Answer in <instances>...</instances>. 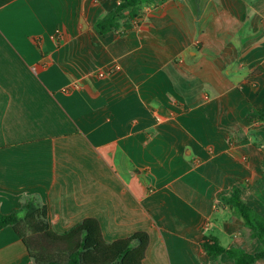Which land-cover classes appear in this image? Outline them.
Returning a JSON list of instances; mask_svg holds the SVG:
<instances>
[{
	"label": "crops",
	"instance_id": "1",
	"mask_svg": "<svg viewBox=\"0 0 264 264\" xmlns=\"http://www.w3.org/2000/svg\"><path fill=\"white\" fill-rule=\"evenodd\" d=\"M119 4L0 0V212L34 199L59 234L88 218L108 243L146 232L143 264H234L202 244L260 246L221 198L239 186L264 216L247 120L264 107V0H143L98 34ZM0 264H34L12 227Z\"/></svg>",
	"mask_w": 264,
	"mask_h": 264
},
{
	"label": "trees",
	"instance_id": "2",
	"mask_svg": "<svg viewBox=\"0 0 264 264\" xmlns=\"http://www.w3.org/2000/svg\"><path fill=\"white\" fill-rule=\"evenodd\" d=\"M119 1L114 10L96 22L98 34L119 31L123 22H130L140 15L143 0ZM247 120L261 123L264 131V107L249 111ZM242 195L241 187L234 186L232 193L222 197L221 202L242 219L251 237L258 239L257 252L251 254L236 247L227 249L214 237L205 238L202 245L209 256L226 255L234 264H256L264 260V216L247 204ZM6 227H12L22 239L34 264H143L149 245L146 232L108 243L99 222L93 218L83 220L65 233H56L50 228L47 207L34 199L10 214L0 212V231Z\"/></svg>",
	"mask_w": 264,
	"mask_h": 264
},
{
	"label": "built area",
	"instance_id": "3",
	"mask_svg": "<svg viewBox=\"0 0 264 264\" xmlns=\"http://www.w3.org/2000/svg\"><path fill=\"white\" fill-rule=\"evenodd\" d=\"M114 69L115 70H119L120 68H119V66H116V67H114ZM105 75V73H103V72H101L100 74H99V76H101V77H103Z\"/></svg>",
	"mask_w": 264,
	"mask_h": 264
},
{
	"label": "rangeland",
	"instance_id": "4",
	"mask_svg": "<svg viewBox=\"0 0 264 264\" xmlns=\"http://www.w3.org/2000/svg\"><path fill=\"white\" fill-rule=\"evenodd\" d=\"M263 188H264V187H263ZM247 191H248V189H247ZM235 216H236V214H235ZM236 217H237V216H236ZM229 241H230V239H229V238H228V239L226 238V239H224L223 242H224L225 244H229Z\"/></svg>",
	"mask_w": 264,
	"mask_h": 264
}]
</instances>
